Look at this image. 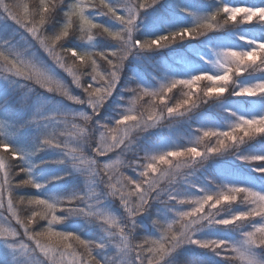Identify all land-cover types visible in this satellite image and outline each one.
<instances>
[{
    "label": "trees",
    "instance_id": "16d2710c",
    "mask_svg": "<svg viewBox=\"0 0 264 264\" xmlns=\"http://www.w3.org/2000/svg\"><path fill=\"white\" fill-rule=\"evenodd\" d=\"M50 4L57 5L52 18L41 28L42 36L51 37L61 31L67 18L65 11L71 4L82 3L85 7V15L93 22L103 25L112 31L122 28L120 23L113 17L100 15L98 12L106 11L100 7V0H49ZM127 0H108L114 8L123 9ZM147 7L139 13L134 32L136 40L156 39L182 29H188L195 25L202 17H210L217 9L224 5L232 7L261 4L264 0H140ZM8 4L10 10L23 17L22 8L15 5L27 3L29 6V20L38 21L37 14L40 0H3ZM95 5V7H92ZM123 14V12L121 13ZM226 15L220 13L212 23L215 27L207 30L203 35L194 34L195 38L185 37L175 43L162 42L167 46L156 48L150 51L133 50L124 62L119 72V81L111 97H108L105 105L97 115L87 104H77L69 100L63 94L64 90L72 96L81 100L87 99L83 91L91 81L92 61L87 60L83 65L75 60L64 48L75 49L78 52H104L114 50L118 47L106 33L94 29V39L86 41L82 39L79 31V18L73 17V27L69 29V37L65 38L56 47V52L63 58L66 65L75 63V71L80 74V87L73 82L64 68L49 56L48 52L41 47L39 42L32 38L24 29L8 18L0 6V51L18 54V59L25 65L35 64L41 68L46 75L52 79L53 92L42 89L35 79L28 80L22 77L8 75L0 67V139L7 142L13 149L25 156V162L13 160L8 153L0 150V159L5 163V169L0 170V184H3L4 174L8 172L10 186L4 189L3 207H0V222L7 223L18 233L19 239L25 241L24 228L17 223V219L25 223L32 217L39 206L28 203L33 197H40L50 202L62 200L64 203L57 206L55 215L62 217L60 223H54L53 231L75 234L85 241L95 242L104 245L102 248L94 249V254L102 264H135L136 246L145 240H159L160 234L167 227V223L177 220L176 212L179 210H190L192 205L176 204L175 201H168V191L174 192L180 198L196 199L203 195L202 191L215 192L222 190V186L228 185L245 187L257 192H264V162L248 163L240 157L264 156V136L257 135L254 139L245 138V143L234 146L221 154H208L205 157L196 158L199 163H191V157L172 158L170 164L157 165L160 169L155 175L159 179V189L164 190L156 198L155 193L147 210L142 215L135 217V226L132 228L128 213L121 203L119 193L115 196L109 195L108 176L113 177L112 183L123 176H129L133 180H140L138 175L140 165L146 164L151 156L166 151H183L186 147L196 146L198 151L205 153L207 148L217 144L216 137H204L206 130L227 131L230 126H224L227 119L234 117L233 113L239 105L249 106L250 102L264 104V96H254L253 99H244L242 96L233 94L246 82L264 80V65L257 60L256 65L245 71L243 75L232 74V82L227 85V91L219 98L205 97L204 91L211 84L207 80H201L193 86L195 105H188L181 108V114L169 116L165 104L161 103L160 97L144 96L136 100V94L127 91L133 89H147L158 92L162 85L169 84L172 80H180L186 73H192L203 68L207 50L221 45L226 49H238L242 40L249 38H264V22L254 18L251 23H240L227 21ZM63 45V47H61ZM197 53H204L198 57ZM109 59H114L109 57ZM97 69L102 75L110 72L111 66L108 61L100 56H93ZM3 65V63L1 62ZM181 75V77H180ZM193 76V77H194ZM5 79V81H4ZM141 80L143 86L137 83ZM57 83L63 86L57 88ZM103 83V82H101ZM94 86H100L96 84ZM189 89L183 85H177L171 92L163 95L167 106L174 107L178 102L187 98ZM133 101H135L133 103ZM133 114L142 115L140 125L132 128L129 132L125 145L120 148L97 154L95 148L101 144V134L106 132L103 125L109 129H117L123 135V129L130 127L134 122L127 125H116V121L122 118L127 111ZM91 117L83 119V115ZM149 114H154L157 119L149 121L150 127L144 126ZM42 117H54L48 121H38ZM259 118V117H258ZM67 121V124L64 123ZM39 123V124H37ZM75 125L76 127H72ZM45 126L49 129V138L61 143L60 149H53L44 146L38 149L41 143V136ZM232 126V125H231ZM80 129L84 134H80ZM65 132V135H61ZM239 135V134H238ZM110 142V139H109ZM231 143V142H227ZM76 157L73 161L71 156H65L70 152ZM164 150V151H163ZM146 157L148 159H146ZM63 160V163L56 161ZM83 161V162H81ZM95 161V164H91ZM104 164L109 165L107 174ZM180 167L176 168L175 165ZM20 167L30 170L31 178L35 183L43 185L36 189L31 185L20 186L22 179L30 178L29 173L21 172ZM93 170L98 173L93 175ZM171 172V175L167 174ZM152 174L150 173V176ZM171 181V182H170ZM129 190L133 186L129 185ZM87 200L82 203L80 200H73L70 204L67 199L76 195L84 196ZM238 196L235 203L222 204L219 211L222 217H229L235 212L243 211L248 206ZM24 200L21 202L20 197ZM11 199L13 211L8 210V200ZM135 196L131 203H137ZM93 206V211L103 213L108 219L114 220L117 226L109 227L104 220L96 216H85L80 214H69L68 209L85 208ZM207 212L208 209L206 208ZM15 213V215H13ZM48 216L45 219L35 218L28 225L29 233L46 232L48 229ZM259 217L240 228L234 226L209 225L203 221L199 230L195 233V239L201 241L223 240L232 245H238L244 237L243 233L250 229L249 224L259 226ZM153 221H159L163 228L158 227ZM124 229L128 236L129 249L121 251L123 241L120 239L119 230ZM181 223H173V231H181ZM113 233L114 235H109ZM258 235V234H257ZM46 246L57 247L56 238L48 239L47 236L37 237ZM34 244V241H30ZM63 250V245L58 246ZM148 245H145L143 254L144 264H147V257L151 254L146 252ZM217 251H220L219 249ZM78 258H86V249L72 241V249ZM223 255L233 256L228 252L218 254L210 249L200 248L193 244H184L166 257L163 264H244L240 259L227 260ZM251 255L256 261H264V248H254ZM72 255L66 260L72 261ZM0 264H21L16 255L0 244Z\"/></svg>",
    "mask_w": 264,
    "mask_h": 264
},
{
    "label": "snow or ice",
    "instance_id": "6c2138e0",
    "mask_svg": "<svg viewBox=\"0 0 264 264\" xmlns=\"http://www.w3.org/2000/svg\"><path fill=\"white\" fill-rule=\"evenodd\" d=\"M154 2H158V0H154ZM0 6H2L3 12L7 14L8 18L19 25V27L24 29L32 38L36 39L41 47H43L48 52L49 56H52L59 66L64 68L67 73L73 77V82L77 87L81 86L80 74L75 71L77 65L75 63L66 65L63 58L56 52L57 45L60 44V42L65 38L69 37V29L73 27V17L79 18V31L82 34V39H86V41H92L94 39L92 30L99 29L102 33H106L109 37H111L113 41L117 42V48L104 52H78L75 49L64 48V51L70 53L71 56L75 58V60L79 61L80 65H83L87 60L92 61V72L90 74L92 82H90L87 87L83 89V91L87 94L86 100H81L70 95L67 90H64L63 94L67 96L69 100H74L77 104L87 103L97 115H99V110L105 105L107 98L112 96L113 90L119 81V72L123 67L128 55L133 50L139 49L141 51H150L156 48H162L167 46L162 42L175 43L178 39L183 40L186 36L190 39H194V34L199 33L200 35H203L205 31L212 30L215 27L212 22L216 20V16L220 13L225 14L222 8L217 9V11L210 17L206 16L199 18L195 25L191 28L172 32L156 39L141 41L134 39V32L136 30L139 13L146 10L148 6L140 2V0H127V2L124 3L123 9L114 8L108 3V0H100V7L102 9H106V11H100L98 14L106 16L110 15L116 21H118L122 26V28L118 31L109 30L103 25L93 22L87 15H85V7L82 3L71 4L64 13V16L67 18V22L64 24L61 31L57 32L51 37L42 36L41 34V28H43V26L52 18L53 12L57 7V5L50 4L49 0H40V6L37 12L39 16L38 21L29 20V6L27 3L15 5L17 8H22V18L11 11L9 5L4 4L3 0H0ZM92 7H95V5H92ZM122 12L123 14H121ZM262 46H264V43L256 44L253 50L239 51L238 55L244 56L248 53H254L258 57L264 56V49H262ZM61 47H63V45H61ZM231 52L232 51H227L217 54L219 58L215 63L224 70L222 73L218 72L216 75H197L190 79L172 80L169 84L162 85L158 92H150L147 89L139 88H129L127 91L135 93L136 100L142 99L144 96H151L153 98L160 97L161 103L165 104V109L169 116H173L174 114L178 113L182 115L183 113H180L179 111L181 108H184L188 105H195L193 96H195L196 93L193 91V86H198V83L201 80L209 81L211 87L227 89V85L232 80L233 73H235V75L241 72L244 73L257 63V61L237 63L235 57H233V62L231 64H227L226 59L231 56ZM93 56H100L106 59L112 70L107 72L106 75H102L96 67V62L92 60ZM109 57L114 59H109ZM0 61H3L4 70L13 76L22 77L28 80L35 79L36 82L40 84L52 83L51 77L46 75L41 68L37 67L35 64L25 65L23 61L18 59V54L0 51ZM259 61L261 65H264V61ZM260 71H264V68H261ZM226 75L227 80L222 82L211 79V77H224ZM96 84H99L100 86H94ZM178 84L189 89L187 98L182 102H178L174 107L167 106V104L164 102L163 95L167 92H171L172 89ZM238 87L241 89V91L244 87H251L253 89L264 88V80L253 85ZM57 88L62 89L63 86L57 83ZM236 92L237 91H235L234 88L233 94L236 95ZM223 93L224 92H212L207 89L204 91L203 95L205 97L211 98L215 94V96L219 98L221 95H223ZM256 96H264V92L259 93ZM134 102L135 101H133V103ZM124 117H135V120H125ZM51 119H54V117H42L38 121L44 122ZM83 119L89 120L91 117L88 115H83ZM156 119L157 117L154 114H149L147 120L144 121V126L150 127L151 124L148 122L154 121ZM141 120H143L142 115L133 114L131 110L127 111L121 119L116 121V125H127L128 122H134L130 127H125L123 129V135H120L117 129H109L107 125H103L107 134H101V144L95 148L96 153L103 155L109 151L120 148L122 145H125L129 132L132 128L139 126ZM64 123L67 124V121H64ZM72 127L76 126L72 125ZM45 129L46 130L41 136L42 140L38 146V149L44 146L53 149H60L61 143L49 138V129L47 126H45ZM60 134L65 135L66 133L61 132ZM80 134H84L83 129H80ZM257 135L264 136V116L259 118H243L237 116L236 122L227 131L206 130L203 132L204 137L217 138V144L215 146L210 145L205 153L198 151L197 147L193 145L186 147L183 151H166L159 155L151 156L150 159L146 157L148 162L146 164L140 165L141 170L138 173V175L141 177L140 180H133L129 176H123L122 179H116L115 183H112L113 177L109 175V188L111 190L109 195L115 196L117 193H119L121 203L124 205L125 211L128 213L132 228H134L135 217L137 215H142L147 210V207L150 203L151 194L155 193L156 198H159L160 193L164 191L159 189V179L155 175L160 171V169L157 167L158 164H170V157L178 158L181 156H188L191 157V163L189 164V166H191V164L200 162L196 159L198 157H205L208 154H221L234 146H239V144L245 143V138L250 140L254 139ZM227 142L231 143L229 144ZM192 149H195L196 151L193 152ZM0 150H2L4 153H8L13 160H19L22 163L25 162V156L28 155L17 152L2 139H0ZM74 151L75 149H72L70 152H65L64 155L66 157L71 156L72 160L75 161L76 157L72 155ZM240 158L244 159L248 163L264 162V156ZM56 162L63 163L64 161L60 160ZM90 163L95 164L96 162L91 161ZM175 167L179 168L180 165L177 164ZM3 169H5V163L3 159H0V170ZM108 169L109 165L104 164V170L106 174ZM260 170L264 171V169ZM20 171L27 172L30 176V178L27 180L22 179L20 181V186L31 185L38 190L43 187V185L34 182V180L31 178L29 169L20 167ZM150 173L152 174L151 176ZM92 174L96 175L98 173L93 170ZM167 174L171 175V172ZM10 184L11 182L8 178V172L6 171L4 174L3 184H0V207H3L4 189L6 186H10ZM129 185L133 186V190H129ZM199 191H202L203 195L199 196V198L192 199L180 198L174 192L167 190L168 201H166V203L175 201L176 204H190L192 207L190 210L177 211L176 217H178V219L172 223H167V227L161 232L159 240H145L143 243L138 244L136 246L138 251L136 252L135 264H144L145 257L143 254L145 253L146 244L148 245L146 252L151 254L150 257H147V264H163L166 257H168L173 251L184 244H193L200 248L210 249L214 252H218V254L221 255L223 253L231 252L235 255H223V257L227 260L238 258L243 261L244 264H256V260L251 255V250L254 248H264V193L250 190L245 187H229L228 185L222 186V190L220 191L208 192L202 189ZM241 194H243V201L248 205L245 210L235 212L229 217H222L219 211H213L219 209L222 204L231 205L235 203L238 199V196ZM133 196H135L138 201L135 205L131 203V198ZM20 200L23 202L24 197L21 196ZM73 200H80L82 203H85L87 200V194L84 196L76 195L73 198L67 199V202L70 204ZM28 203L39 206V210L34 211L32 217L26 223L19 219H17V223L24 228V235L28 238V240L34 241L35 248H33L32 251L36 252L38 250L39 252L43 253L46 258L53 260V264H55L54 258L56 256H59L61 260H63L68 255H72L73 257L69 264H102V262L96 258L94 249L102 248L104 245L91 241H85L75 234L52 230L51 226L54 223H60L63 220L62 217H57L54 213L57 209V206L64 203V201L56 200L50 202L44 198L33 197L32 199L28 200ZM206 208L208 209L207 212L205 211ZM8 210L10 212L13 211L11 199L8 200ZM68 212L70 215L76 213L85 216H96L97 218L103 219L104 223L108 224L109 227H118L114 220L106 218L103 213L93 211V206L91 204L87 205V211L85 208H70L68 209ZM13 215H15V213H13ZM48 216L51 218L48 220L49 227L46 232L29 233L28 225L31 224L35 218L39 217L40 219H45ZM256 217L260 218L259 226L257 227L255 224L250 223V229L242 234L244 239L238 245H232L223 240L201 241L194 238L195 233L199 230L197 225L201 226L203 221H207L209 225H220L224 227L234 226L236 228H240L245 225V222L253 221ZM153 223L158 227H164L159 221H153ZM173 223H181L183 230L174 232ZM10 235L13 237V241L17 240V233L15 231L11 232ZM45 235L48 239L55 237L57 247L43 245L41 240L37 238L43 237ZM109 235L111 236L114 234L110 233ZM119 236L123 241V247L120 250L123 251L129 249L128 236L124 232L123 228H120ZM4 239L8 238L4 237ZM72 241H76L86 249V258H78L75 252H70L72 249ZM61 244L63 245V250H60L58 247ZM19 247L21 249L27 250L29 246L24 243H19ZM218 249L220 251H217Z\"/></svg>",
    "mask_w": 264,
    "mask_h": 264
},
{
    "label": "rangeland",
    "instance_id": "374dc122",
    "mask_svg": "<svg viewBox=\"0 0 264 264\" xmlns=\"http://www.w3.org/2000/svg\"><path fill=\"white\" fill-rule=\"evenodd\" d=\"M231 6V5H228ZM238 7V6H237ZM242 7H249V8H264V2L261 4H253V5H243ZM251 42V43H250ZM264 43V38L254 39L249 38L246 40H242L241 45L238 46V49L229 50L224 48L221 45H216L215 47L209 48V51L207 50V53H209L208 56H205V60L203 61V68H200L199 70H196L194 74L197 75H216L219 73H222L224 70L221 69L218 65H216V60L219 58L218 53H223L227 51H248L253 50L256 44ZM204 53H197L198 57L204 56ZM3 61H0V67L1 70H4V65L1 64ZM5 71V70H4ZM5 78H7L8 75H11L9 72L5 71ZM194 75L192 73H186L181 79H190ZM5 81V79H4ZM262 80H255L253 82H246L243 86H249L253 85L255 83H258ZM137 83H140L143 86V82L141 80H138ZM52 85V83H51ZM52 87V86H51ZM42 88V87H41ZM43 89V88H42ZM46 90V89H45ZM254 96H242L241 98L244 99H253ZM234 117L232 119H227L226 122H224V126H230L233 125L236 122V117H243V118H253V117H261L264 116V104L259 103L256 104L255 102H250L249 106H243L239 105L238 109L233 113ZM164 151V150H163ZM162 153V151H159ZM185 157V156H181ZM264 193V192H262ZM7 223L0 222V244L6 247L11 253L17 256V258L20 260L21 264H53L52 259H48L44 256L43 253L39 252L38 250L36 252L32 251L33 248H35V243L31 244L30 240L28 238H25V241L19 239V236L17 235L16 241H13V237L10 235L11 232L15 231L14 228L11 226H7ZM18 234V233H17ZM4 237H7L8 239H4ZM19 243H24L28 245V249L24 250L19 247ZM55 264H69V260H66V257L61 260L59 256H56L54 258Z\"/></svg>",
    "mask_w": 264,
    "mask_h": 264
},
{
    "label": "clouds",
    "instance_id": "9594fccd",
    "mask_svg": "<svg viewBox=\"0 0 264 264\" xmlns=\"http://www.w3.org/2000/svg\"><path fill=\"white\" fill-rule=\"evenodd\" d=\"M222 9L227 18L225 22L227 21L236 22L238 17L240 18L241 24L251 23L254 18H258L259 21L264 22V8H249V7H242V6L232 7V6L224 5ZM262 49H264V46H262ZM238 52L239 51H232L231 56L226 59V63L231 64L233 62L232 60L233 57H235V60L237 63H246L248 61L255 62L257 60L264 61V56L258 57L254 53H248L247 55L239 56ZM240 75H243V73L241 72L237 74V76H240ZM211 79L222 82L224 80H227V75L224 77H211ZM234 83L236 84V87H238L237 83L236 82ZM38 84L40 85V87L46 89L49 92H53L54 90L51 87V84H40V83ZM207 89L212 92H226L227 91V89L219 88V87H208ZM262 92H264V88L253 89L251 87H244L242 91L239 88V90L236 92V95L256 96ZM124 119L125 120H129V119L135 120V117H124ZM192 151L195 152L196 150L192 149ZM256 264H264V261H256Z\"/></svg>",
    "mask_w": 264,
    "mask_h": 264
}]
</instances>
